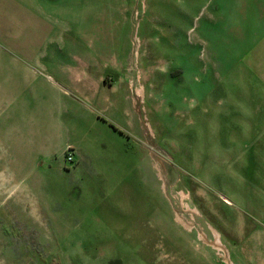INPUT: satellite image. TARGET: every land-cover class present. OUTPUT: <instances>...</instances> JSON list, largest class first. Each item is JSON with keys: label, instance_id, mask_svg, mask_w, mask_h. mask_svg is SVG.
Listing matches in <instances>:
<instances>
[{"label": "rangeland", "instance_id": "1", "mask_svg": "<svg viewBox=\"0 0 264 264\" xmlns=\"http://www.w3.org/2000/svg\"><path fill=\"white\" fill-rule=\"evenodd\" d=\"M31 1L0 10V264H240L218 212L264 229V0ZM11 34L91 51L90 88L27 91Z\"/></svg>", "mask_w": 264, "mask_h": 264}, {"label": "crops", "instance_id": "2", "mask_svg": "<svg viewBox=\"0 0 264 264\" xmlns=\"http://www.w3.org/2000/svg\"><path fill=\"white\" fill-rule=\"evenodd\" d=\"M15 2L21 3L25 10H41L40 12L42 15L50 18V15H45L43 10L44 7L50 8V5L44 4V2H42L41 4L43 5L35 6L36 3L31 0H9L7 7H4L3 5L1 6L0 4L1 15H3V10L6 8L9 10V16L12 17V4ZM16 12L20 13L17 10ZM11 19L12 22H15L13 17ZM22 20L23 18L19 17L18 15L16 20L18 21V25L28 23L27 21L23 22ZM31 32L32 31L29 33ZM12 40L11 53L17 59L14 67L16 68V71L22 75L20 78L18 77V81L22 84V86L24 85L27 88V91L44 94L47 92L42 91L47 90L50 92L49 94L53 98L57 99L58 97L62 99L63 94L61 91L63 88L66 90L69 89L71 91L74 90L76 92V89L79 87V83L81 86L90 88L91 78H89L90 76L86 74V71L89 66H98L100 61L98 60L97 56L88 49L54 50L46 46L43 50L34 55L32 49H27L25 53L20 52V46L16 44L13 35ZM39 74H43V76ZM142 94H144V91ZM66 100L71 104V108L73 110L79 109L74 101L76 100L74 97H69ZM63 124L68 128L75 125V122L74 120L68 119L66 121L64 120ZM63 124L62 120H59L56 125L63 126ZM68 148H70L74 153V157L77 160L75 164L77 165L78 159L75 155L76 149L74 145L66 144L64 148L65 153H67ZM65 164L67 165L66 162ZM209 177L210 181L214 183L212 174H210ZM230 202V199L224 198V202L219 205L218 213L219 224L221 227L220 230H217L219 235V243L225 245L232 244L236 248L242 246L241 253H243L245 257L240 264H264V229L257 225H253L250 221L245 219L236 208L228 205ZM223 206L225 208H231L233 212H235V215L228 214L227 210L223 211ZM240 224L242 226L241 235H239V232H241L239 231Z\"/></svg>", "mask_w": 264, "mask_h": 264}, {"label": "built area", "instance_id": "3", "mask_svg": "<svg viewBox=\"0 0 264 264\" xmlns=\"http://www.w3.org/2000/svg\"><path fill=\"white\" fill-rule=\"evenodd\" d=\"M66 163L70 165H73L75 163L74 153L70 148H68L66 153Z\"/></svg>", "mask_w": 264, "mask_h": 264}]
</instances>
